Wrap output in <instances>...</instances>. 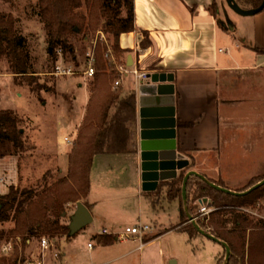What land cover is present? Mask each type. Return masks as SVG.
<instances>
[{
	"label": "rangeland",
	"instance_id": "374dc122",
	"mask_svg": "<svg viewBox=\"0 0 264 264\" xmlns=\"http://www.w3.org/2000/svg\"><path fill=\"white\" fill-rule=\"evenodd\" d=\"M224 3L227 6H222L219 13L221 14L220 19L224 20L222 22L226 23L230 21L229 14L236 15L233 12L235 6L253 8L251 1L247 3V0H224ZM211 9L214 13L217 12V6L212 5ZM38 10V0L0 1V11L13 14L17 20L19 34L26 37V46L38 72L35 74L36 81L46 85V88L37 94L31 91L30 86L26 84V81H23L22 77L19 81H23V83L16 84L15 74L11 72L8 59L0 58V110L15 109L21 116L26 117L23 131L28 135L31 145L30 148L23 151L20 159L18 155H15L12 143L0 139V157L6 159L12 155L17 157L19 165L16 170L19 179L16 184H13L16 186L18 184L22 186L35 185L42 181L45 174L48 175L49 183L67 175L66 164L58 156L61 154L66 156L70 153L69 147L74 145L81 125L79 122L82 118L84 104L87 103L85 89L86 86L89 89V82L94 78L83 75L88 52L92 48L95 49L97 42L111 45L109 36L104 31V20L94 29L89 26L87 19L83 30L77 36L71 37L76 51L75 60L70 58L68 62L58 52L57 62L64 67L72 66L75 72L77 71L76 75H54L52 57L48 52V36ZM79 11L87 17L90 9L85 4ZM228 29L230 30L229 27ZM108 50L111 52L110 58L113 60V50L110 47ZM79 83L83 84L84 88H81ZM225 93L229 94V98ZM221 97V148L219 154H214V157L206 156L204 158L207 159L206 163L211 161L218 165V170L214 171L216 177L212 178L224 181L232 190L243 189L240 191H245L258 180L264 179V71L254 76H241L228 83V87L224 81ZM4 166L0 162V176L5 172ZM188 170L190 168L185 172ZM219 173L222 174V178L218 177ZM166 189V187L161 189L158 197H155L158 211H154L146 199L140 202L137 197L131 204L126 205V201L115 204L121 208L126 206L127 209L125 211L120 209L119 212H116L117 218L121 221L118 225H123L121 231L128 224L136 225L145 222L152 226L149 236L153 239L142 248H140V241L134 237L128 239L126 243L121 240L116 241L109 247H104L103 242L98 244L93 236L102 233L103 227L110 224L97 216L90 225L77 232L75 239L73 238V248L80 246L82 252L75 255L74 252L67 251L64 247L67 255H64L63 261L58 264H176L171 262L173 259H177V264H217L215 251L219 245L201 233L191 241L189 227H183L167 234L166 238L171 240V247L167 249L162 247V238L156 237L165 231L175 229L176 226L183 225L189 219L183 221L179 217L177 206L175 204L170 206V201L165 195ZM0 194L3 193L0 192ZM207 198L205 201H209L213 205L209 197ZM80 201L83 202L84 198H81ZM177 201L180 203V199ZM261 202L241 209L247 213L264 215L263 200ZM105 204L107 202L103 203V205ZM194 207V214H199L198 201L194 202ZM67 208L68 217H71L75 213L77 203L71 206L67 205ZM185 209L187 213H190L187 206ZM216 210L220 216L232 213L225 209L216 208ZM139 213L142 217H139ZM225 219L232 222L230 218ZM14 226L15 222L9 220V222L0 224V231L8 232ZM106 228L110 229V226ZM43 237L48 238V236ZM51 241V247L46 249L45 257L50 253L55 257V260H58L64 254L63 247L61 249L58 246L60 243L63 245L70 240L59 238L58 240L51 239ZM93 241L95 247L89 249L88 243H93ZM38 245L37 239H33L28 241L25 247L21 235L9 236L6 234V237L0 241V257L9 259L15 250H18L21 256L24 254L28 259L24 264H30V260L37 261L42 255V253L38 254L36 257L33 254ZM55 252L59 254V257H56ZM47 258L49 260L51 255H48Z\"/></svg>",
	"mask_w": 264,
	"mask_h": 264
},
{
	"label": "trees",
	"instance_id": "16d2710c",
	"mask_svg": "<svg viewBox=\"0 0 264 264\" xmlns=\"http://www.w3.org/2000/svg\"><path fill=\"white\" fill-rule=\"evenodd\" d=\"M250 1L253 8L264 4V0H247V3ZM38 2V11L48 36V52L52 57L53 69H56L59 51L68 62L70 58L75 60L76 51L71 37L77 36L83 30L87 19L89 26L94 29L104 20V31L108 34L111 45L97 42L94 49L96 72L93 80L89 82V102L83 122L68 154L67 175L49 183L48 175L45 174L42 181L35 185L12 184L8 193L0 194V224L9 220L15 222V226L8 232L0 231V241L6 234L21 235L25 247L27 242L33 239L40 243L43 236H48L50 240L59 238L71 240L76 237L78 233L74 236L70 233L71 217H68L67 205L71 206L84 198L83 203L89 208L87 198L92 187L91 171L95 156L107 152L123 154L137 151L136 89L134 86L126 87L124 84L114 86V82L121 78V66H126L124 59L126 54L132 52L120 45V36L138 29L135 25V0H38ZM85 4L90 9L87 17L79 11ZM216 5L217 2H214L213 6ZM139 31L144 36L140 46L144 49L150 47L149 33L143 29ZM108 47L113 50V60L110 58L111 52ZM257 51L264 54L263 48H258ZM107 54L109 56H106ZM5 57L9 61L11 72L15 74L16 84L21 85L26 81L31 91L37 94L46 88V85L36 81L35 74L38 72L35 69V62L26 46V37L18 32L16 18L11 13L0 11V58ZM20 77L24 78L22 82L19 81ZM26 120V117L21 116L15 109L0 110V139L11 142L15 155L20 159L23 151L31 147L28 135L23 131ZM192 124L193 122L184 123L183 126ZM186 170H182L174 179L162 181L154 193L157 197L160 190L166 187V198L170 201L180 199V214L183 221L189 218L182 193L183 179L189 171L185 172ZM206 177L222 187L230 188L222 180ZM261 180L263 179L257 183ZM148 194L152 195V192ZM187 197V208L193 215H196L193 211L194 202L199 203L201 199H208L207 197L216 208L235 212L262 200L264 204V185L248 194L234 195L218 191L208 182L192 175L187 186ZM201 228L230 245L229 264H264V222L251 221L248 228L236 229L230 220L224 218L208 225H201ZM188 230L191 241L200 233L194 226ZM94 238L105 245L117 240L113 233L95 234ZM225 256L226 249L218 256L217 264H225ZM26 260L28 259L24 254L21 256L20 252L15 250L9 259L0 257V264H24Z\"/></svg>",
	"mask_w": 264,
	"mask_h": 264
},
{
	"label": "crops",
	"instance_id": "0c3cea01",
	"mask_svg": "<svg viewBox=\"0 0 264 264\" xmlns=\"http://www.w3.org/2000/svg\"><path fill=\"white\" fill-rule=\"evenodd\" d=\"M214 2H217L216 13L211 9ZM134 6L135 25L138 29L120 36V45L132 52L126 54L124 58L128 72L122 73L118 81L120 85L134 86L136 89L137 151L96 155L91 171V192L87 198L94 220L97 216L104 219L110 224V229L106 228L109 226L103 229L106 228L115 235L121 232L123 227L118 225L121 221L117 218L116 212L120 209L127 210L126 206L121 208L115 204L125 201L126 205L131 204L137 197L140 202L146 199L154 211H158L155 191H144L142 187L140 148L141 131L155 128L156 119L140 115L139 87L142 82L136 81L133 71L139 70L148 74L154 71L174 73L177 98L175 116L165 119L162 127L175 128L177 148L189 157V168L209 177H216L214 171L218 170V165L211 161L206 163L207 159L204 157H214V154H219L221 148L220 107L224 81L228 87V83L241 76H254L264 71V54L257 51L258 48L264 49V10L250 16L232 10L236 15L228 13L230 21L226 23L222 22L224 20L220 19L219 13L222 6H227L224 0H135ZM139 29L149 33L151 45L146 49L140 46L144 36ZM129 57H132L131 65ZM79 86L84 88L83 84L79 83ZM86 91L87 103L84 104L79 124L83 122L89 102L90 93L87 86L85 93ZM225 94L228 97L229 94ZM189 122L193 124L183 126ZM72 147H69V152ZM68 154L58 156L66 164L67 170ZM0 162L5 165V172L0 176V192L5 194L8 193L10 184L18 182V160L12 155L9 159L0 157ZM180 173L181 171L179 175ZM218 177L222 178V174L219 173ZM150 192L152 195L148 194ZM106 202L107 204L103 205ZM170 202V206L173 204L177 206L180 214V203L177 199ZM98 205L101 206L97 207ZM139 215L142 217L140 213ZM74 239L63 245L60 243L58 247L61 249L63 247L64 254L55 260L49 253L51 258L48 260L46 255L43 258L44 264H58L63 261L64 255H67L65 248L75 255L81 253L80 246L73 248ZM95 240L98 244L102 243ZM161 240L163 248L171 247L169 238L164 237ZM165 240H168V245H164L167 244ZM115 242L104 244V247H109ZM214 242L219 245L215 251L218 258L224 247ZM92 244L95 247L94 241ZM93 247L88 246L89 249ZM171 262L177 264V259Z\"/></svg>",
	"mask_w": 264,
	"mask_h": 264
},
{
	"label": "water",
	"instance_id": "95a60500",
	"mask_svg": "<svg viewBox=\"0 0 264 264\" xmlns=\"http://www.w3.org/2000/svg\"><path fill=\"white\" fill-rule=\"evenodd\" d=\"M264 9V4L257 8L244 9L239 6L234 7L238 13L250 16L258 14ZM132 64V57H129V65ZM139 87L140 115L156 119L153 129L143 130L141 141V165L142 182L144 191H156L160 182L174 179L179 175V171L190 167L189 157L180 152L177 148V131L174 127L165 128L163 122L175 116L176 95L174 73L154 71L149 73L146 80H142ZM197 176L208 182L210 186L221 192L234 195L248 194L258 187L264 185V179L245 191H235L227 187H222L197 170L190 169L184 176L183 197L187 206V186L190 176ZM70 233L76 235L81 229L90 225L94 216L89 208L82 202L77 203L75 213L71 216ZM193 217L189 213V218ZM203 236L220 243L226 249L225 264H229L231 247L227 242H223L209 231L203 230L200 225L194 226Z\"/></svg>",
	"mask_w": 264,
	"mask_h": 264
},
{
	"label": "built area",
	"instance_id": "2783aa9c",
	"mask_svg": "<svg viewBox=\"0 0 264 264\" xmlns=\"http://www.w3.org/2000/svg\"><path fill=\"white\" fill-rule=\"evenodd\" d=\"M60 54L63 56V53L59 51ZM88 59L86 62V69L84 70V76H87L89 78H93L96 72V69L94 67L95 63V51L94 48L89 50L88 52ZM55 72L53 73L54 75H60V76H66V75H76L75 69L72 66H62L61 63L56 64L55 66ZM120 71L122 73L128 72L126 66H121ZM135 75V79L138 82L142 80L147 79L148 73L142 72V71H133ZM79 74L82 75V73L79 72ZM120 83L119 81L115 82V87L119 86ZM69 141V139H67ZM247 210V209H246ZM199 214L193 215V217L189 218L183 225L176 226L175 229H170L168 231L163 232L162 234H159L158 237L156 238H164L166 237L167 234L179 230L183 227H192L195 225H208L213 223L216 220L224 219V218H230L231 219V225L233 224V227L236 229H241V228H248L249 224L251 221L254 222H264V215L262 214H255V213H250V212H245L244 209H241L237 212H232L228 215L220 216V214L217 212L216 207L211 205L209 201H205L201 199L199 201ZM237 219H242L245 220L244 222L245 225H239L236 222ZM246 226V227H245ZM152 232V226L149 225L148 223L142 222L136 225L132 226H126L125 229L119 233L116 234L117 239L121 241H126L131 237H134L135 239H138L140 241V248H142L144 245L149 243L151 241V236L149 234ZM109 233H113L110 230L104 228L102 229V234L108 235ZM51 240L47 237H43L38 245L37 248L34 249V256H38V254H41V257L37 259V261L31 260L29 263L30 264H44L43 258L45 257L46 254V249L51 247ZM89 248L93 247L92 243L88 244ZM6 249H9V247H6ZM56 253V252H55ZM56 257H59V254H55ZM35 257V258H36Z\"/></svg>",
	"mask_w": 264,
	"mask_h": 264
},
{
	"label": "bare ground",
	"instance_id": "6f19581e",
	"mask_svg": "<svg viewBox=\"0 0 264 264\" xmlns=\"http://www.w3.org/2000/svg\"><path fill=\"white\" fill-rule=\"evenodd\" d=\"M244 221H245V220L237 219L235 223H237V224H239V225H245L246 222H244ZM167 242H168V240H165V243H167ZM164 245H168V243H167V244H164Z\"/></svg>",
	"mask_w": 264,
	"mask_h": 264
}]
</instances>
